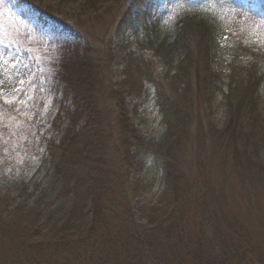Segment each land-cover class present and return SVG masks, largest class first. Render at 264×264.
Wrapping results in <instances>:
<instances>
[{
	"label": "trees",
	"instance_id": "16d2710c",
	"mask_svg": "<svg viewBox=\"0 0 264 264\" xmlns=\"http://www.w3.org/2000/svg\"><path fill=\"white\" fill-rule=\"evenodd\" d=\"M52 1L77 13L0 0L29 5L41 21L60 14L73 35L58 40L48 88L25 103L0 95V204L28 191L37 156L51 175L33 206L8 205L17 221L0 227V264H264V0H224L242 11L229 28L227 72L212 63L220 19L201 8L207 0L177 13L170 35L156 23L163 0ZM106 6L135 43L118 83L114 54L108 46L94 53L80 23ZM146 84L166 126L158 141L139 134L128 110ZM49 93L57 110L43 132ZM133 143L163 166L161 196L138 216L132 197L152 184L131 178ZM48 200L55 210L46 217ZM43 221L46 238L31 242Z\"/></svg>",
	"mask_w": 264,
	"mask_h": 264
},
{
	"label": "rangeland",
	"instance_id": "374dc122",
	"mask_svg": "<svg viewBox=\"0 0 264 264\" xmlns=\"http://www.w3.org/2000/svg\"><path fill=\"white\" fill-rule=\"evenodd\" d=\"M50 2V0H46ZM45 7L52 9L56 13L63 12L68 15H75L77 10L70 6H60L58 2L52 1ZM57 4V5H56ZM201 4L194 0H163V6L157 9L155 13L156 23L163 35H170L174 32V18L180 11H192ZM202 9H213L216 17L220 19L217 27V37L214 44L212 63L217 70L228 71L229 57V28L233 24L235 17L240 15L239 10L234 5H228L224 0H207L202 4ZM129 11L136 12V9L125 5ZM124 7V11L126 9ZM104 10V11H103ZM99 13L87 14L81 17L83 24L90 30L89 38L85 41L91 45V50L102 52L106 46L114 54L112 62L113 82L118 83L124 79L123 68L126 61L127 52L135 48V43L130 32L124 30L119 25V20L113 22V16L116 13L110 12L109 6H106ZM103 11V12H102ZM127 11V10H126ZM245 17L248 10L245 9ZM113 14V15H112ZM57 33V35L55 34ZM70 31L62 22V16L57 14L54 19L41 21L39 13L29 5L16 8L14 4H3L0 2V95L6 102L18 101L25 103L30 100L36 89L41 87L45 90L46 76L50 70V65L56 57L58 40L71 38ZM109 50V51H110ZM128 110L134 125L139 134L146 139L158 141L161 139L166 126L162 122L163 115L155 99V89L152 84H146L140 97L127 100ZM21 105L19 104V107ZM19 112H23L18 108ZM45 119L43 121L42 131H46L50 126L52 118L57 110V104L53 101L52 93H49L44 104ZM25 113V111H24ZM224 110L219 108L216 115V121L223 123ZM52 130L48 133L51 136ZM130 160L131 178L141 180L145 184H152V189L148 193L138 197H132V205L135 207L134 213L138 216V209L145 205L157 204L163 189V166L159 158L152 153L136 147L133 143ZM42 151H45L43 143ZM43 158L37 156L34 165L28 175V191L13 193L9 196L10 202L5 201L0 204V227H15L17 219L12 215V202H27L28 206H33L35 200L45 191L49 181V166L43 163ZM148 189V188H146ZM35 195L30 199V194ZM29 197V199H28ZM28 200V201H27ZM42 206L46 217L50 216L55 207L47 201ZM12 229H4L12 231ZM3 230V232H4ZM46 222H40L39 227L34 229L31 236V242L44 241L48 233ZM3 236V235H1Z\"/></svg>",
	"mask_w": 264,
	"mask_h": 264
}]
</instances>
